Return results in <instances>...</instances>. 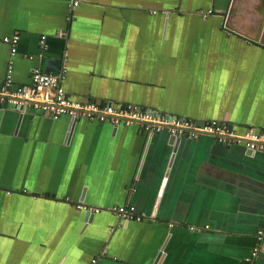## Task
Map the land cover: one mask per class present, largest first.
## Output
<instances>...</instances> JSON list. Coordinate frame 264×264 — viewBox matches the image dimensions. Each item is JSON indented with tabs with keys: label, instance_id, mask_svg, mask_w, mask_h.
Masks as SVG:
<instances>
[{
	"label": "crops",
	"instance_id": "0c3cea01",
	"mask_svg": "<svg viewBox=\"0 0 264 264\" xmlns=\"http://www.w3.org/2000/svg\"><path fill=\"white\" fill-rule=\"evenodd\" d=\"M70 2L0 0V83L19 33L17 85L264 130V0ZM263 223V150L0 106V264H244Z\"/></svg>",
	"mask_w": 264,
	"mask_h": 264
},
{
	"label": "built area",
	"instance_id": "2783aa9c",
	"mask_svg": "<svg viewBox=\"0 0 264 264\" xmlns=\"http://www.w3.org/2000/svg\"><path fill=\"white\" fill-rule=\"evenodd\" d=\"M85 0H71V8H77ZM211 11L205 15L210 14ZM10 47V59L5 79L0 83V106L13 108H30L48 114L58 119L69 116L75 120L87 117L91 121H108L114 126L139 125L149 134L167 130L176 139L197 140L203 135L212 136L219 144L242 145L251 152L264 151V130H248L238 133L234 126L224 121H201L175 117L161 111L138 107L133 104L112 103H80L74 101L63 84V76L45 72L35 68L29 85H17L14 80V58L18 53L20 34H14L3 39ZM38 56L41 57L47 49V36L42 35L38 43ZM29 58H34L30 55ZM80 210L99 213V208H92L85 204L77 206ZM112 211L126 221L140 222L147 218L145 213L137 212L134 205L117 206ZM257 243L244 264H256L258 256L264 253V223L259 227L256 235ZM95 261L92 262L94 264Z\"/></svg>",
	"mask_w": 264,
	"mask_h": 264
},
{
	"label": "water",
	"instance_id": "95a60500",
	"mask_svg": "<svg viewBox=\"0 0 264 264\" xmlns=\"http://www.w3.org/2000/svg\"><path fill=\"white\" fill-rule=\"evenodd\" d=\"M38 56V53L36 54ZM36 55H32V56H36ZM56 64L53 66L52 70H50L51 68H48L47 66L44 67V71L45 72H51L53 74H58V75H63V70H62V65H63V60H58L55 62ZM19 110L23 111L24 109L23 108H19ZM76 122V121H74ZM72 128H73V125H72ZM71 128V130H72ZM173 138V137H172ZM174 140H176L175 138H173ZM178 140V139H177ZM92 216V214H91Z\"/></svg>",
	"mask_w": 264,
	"mask_h": 264
}]
</instances>
